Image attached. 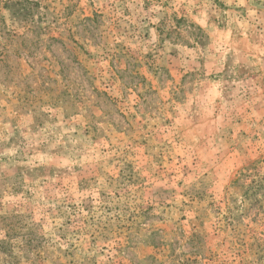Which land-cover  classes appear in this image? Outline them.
Listing matches in <instances>:
<instances>
[{"label": "rangeland", "instance_id": "obj_1", "mask_svg": "<svg viewBox=\"0 0 264 264\" xmlns=\"http://www.w3.org/2000/svg\"><path fill=\"white\" fill-rule=\"evenodd\" d=\"M0 264H264V0H0Z\"/></svg>", "mask_w": 264, "mask_h": 264}]
</instances>
